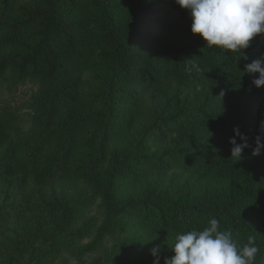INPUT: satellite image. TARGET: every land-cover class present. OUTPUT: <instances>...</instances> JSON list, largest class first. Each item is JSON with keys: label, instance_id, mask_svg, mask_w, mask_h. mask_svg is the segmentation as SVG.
I'll list each match as a JSON object with an SVG mask.
<instances>
[{"label": "trees", "instance_id": "trees-1", "mask_svg": "<svg viewBox=\"0 0 264 264\" xmlns=\"http://www.w3.org/2000/svg\"><path fill=\"white\" fill-rule=\"evenodd\" d=\"M179 10L188 11L175 0H0V47L19 75L41 69L47 79L55 80L61 71L80 66L84 70L94 53L92 34L106 49L112 63L108 95L99 100L75 87L74 94L71 88L46 90L35 100L33 123L44 131L53 130L65 110H74L72 105L77 104L74 143L61 159L62 165L72 166L78 162L87 121L80 115L104 111L100 155L91 162L93 170L108 163L101 170L102 187L93 188L94 199L103 201L96 207L94 234L114 238L110 248L114 255L134 245L137 250L127 264H152L147 250L153 245H160L164 256H173L170 246L175 234L203 229L210 218L218 219L238 246L253 235L259 252H264V189L247 190L249 208L239 201L232 170L219 176L208 168L201 171L203 161L232 146L234 126L249 142L264 119V86L253 85L257 73L244 71L246 64L264 57V37H254L243 53L209 47L191 32ZM177 36L185 44L167 57L161 50ZM164 119L178 133L157 154L155 146L168 139ZM236 140L240 142L239 137ZM108 147L114 150L112 159L105 155ZM171 155L189 161L188 186L175 187L166 180L174 167L166 165ZM0 170L3 176L15 178L20 169L4 164ZM52 203L44 210L45 222L38 216L35 228L51 223L55 216L62 219V229L73 230L78 220L69 221L58 199ZM77 227L83 231L85 225ZM4 233L9 246L1 253L0 264H33L42 259L41 235L18 236L12 227ZM71 240L66 237L62 243Z\"/></svg>", "mask_w": 264, "mask_h": 264}, {"label": "rangeland", "instance_id": "rangeland-1", "mask_svg": "<svg viewBox=\"0 0 264 264\" xmlns=\"http://www.w3.org/2000/svg\"><path fill=\"white\" fill-rule=\"evenodd\" d=\"M178 14L188 20L191 26L192 20L188 11L179 10ZM81 33L86 38V33ZM90 38L94 53L89 60V66L84 70L80 66L71 72L61 71L55 80L47 79L41 69H33L19 75L9 64L10 56L7 51L3 52L0 47V167L13 164L20 169L15 178L3 176L0 170V263L1 259H4L1 253L9 246L8 233L4 232L10 227L18 236L37 234L45 239L44 244H39L42 259L33 264H127L137 250L131 245L127 252L114 255L110 250L114 238H96L94 234L93 219L96 216V207L103 201L94 199L93 188L97 189L102 185L104 176L101 170L104 171L108 163L105 161L93 170L91 162L100 155L97 151L103 130L101 127L105 123L104 111L99 113L97 110H90L80 115L87 121L80 137L82 147L78 162L72 166H65V163L62 165L61 159L74 143L73 120L76 119L77 104L72 105L74 110H65L53 130L44 131L33 123L37 112L35 100L46 90L71 88L70 94H74L77 89L99 100L108 95L107 86L112 63L105 55V47L99 41L95 42L96 35L92 34ZM180 38L177 36L175 41L166 43L161 50L163 54L167 57L173 56L178 48L185 44ZM73 87L76 89L73 90ZM72 113L75 117H72ZM261 120L264 119L259 120L255 137L260 134ZM162 126L168 133V139L155 146L157 154L162 152L164 147L170 144V139L176 138L178 133L172 131L173 127L167 120ZM255 137L248 142L251 147L243 150L242 155L245 156L241 155L239 159L231 157V146L203 161L201 168V171L208 168V172L213 176H219L221 171L232 170L238 181L239 201L242 200L243 205H248L249 208L251 201L245 195L247 190L264 189V151L258 156L251 154L252 147H255ZM170 148L172 149L173 145H170ZM113 154V148L105 149L107 159H112ZM173 156L167 160L166 165L174 167L167 171L165 178L175 187L188 186L191 181L188 178L190 171L185 165L189 161L174 160ZM198 172L200 171H195V174ZM160 190L164 191L165 188ZM55 199L61 202L69 221L71 218L78 220L72 227L73 230L62 229V219L55 216L51 217V223H42L43 227L35 228L37 217L40 216L44 221V210L53 204ZM79 223L85 225L83 231L77 227ZM66 237L73 240L64 244L62 240ZM92 241L96 243L95 247L89 245ZM119 242H122L121 239ZM160 256L170 257L164 256L163 253H160ZM256 264H264V252H258Z\"/></svg>", "mask_w": 264, "mask_h": 264}, {"label": "clouds", "instance_id": "clouds-1", "mask_svg": "<svg viewBox=\"0 0 264 264\" xmlns=\"http://www.w3.org/2000/svg\"><path fill=\"white\" fill-rule=\"evenodd\" d=\"M175 3L188 10L191 32L198 33L209 47L243 53L254 37H264V0H175ZM244 71L257 73L253 85L264 86V57L246 64ZM233 133L229 138L231 157L239 159L251 145L238 126H234ZM236 137L240 138L239 143ZM254 144L251 154L258 156L264 151V120ZM170 248L174 255L165 257L164 264H256L260 251L253 235L247 237L242 247L238 246L231 232L222 230L216 218H210L203 229L175 234ZM149 251L152 264H160L161 246L154 245Z\"/></svg>", "mask_w": 264, "mask_h": 264}]
</instances>
